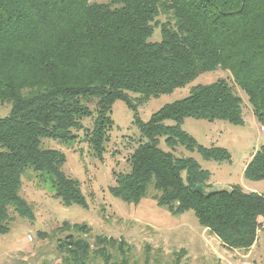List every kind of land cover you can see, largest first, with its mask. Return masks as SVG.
I'll return each instance as SVG.
<instances>
[{"label":"trees","instance_id":"16d2710c","mask_svg":"<svg viewBox=\"0 0 264 264\" xmlns=\"http://www.w3.org/2000/svg\"><path fill=\"white\" fill-rule=\"evenodd\" d=\"M155 27L160 40L150 41ZM217 68L229 71L263 128L244 176L264 179V0H0V104L10 105L0 116V235L12 213L33 218L20 195L27 167L47 175L64 205L86 206L79 181L62 170L65 154L42 146V139L67 145L79 138L102 159L112 104L122 100L145 140L128 155L127 172L113 171L109 193L135 203L151 185L159 205L173 213L193 210L224 247L248 250L264 228V194L238 185L204 191L209 171L173 153L182 146L205 159H230L225 148L200 145L181 125L187 117L241 123L242 98L232 83L219 78L194 85L147 121L137 116V106L150 98ZM161 138L168 150L159 146ZM61 229L86 235L90 227L63 221ZM105 242L115 240L97 236L94 247L67 233L58 249L64 264H87L100 254L101 264H125L110 263L100 247Z\"/></svg>","mask_w":264,"mask_h":264},{"label":"rangeland","instance_id":"374dc122","mask_svg":"<svg viewBox=\"0 0 264 264\" xmlns=\"http://www.w3.org/2000/svg\"><path fill=\"white\" fill-rule=\"evenodd\" d=\"M91 1L100 3L108 0ZM160 36V29L155 27L148 40L158 41ZM219 78L232 83L242 98V122L234 124L224 120L187 117L181 127L202 146L225 148L230 159H205L196 150L190 151L182 146L176 147L173 153L177 156H190L202 169L209 171L207 182L201 185L204 191L229 190L238 185L245 192L264 194V179L249 180L244 176L246 163L263 143L261 124L252 113L245 93L233 84L229 71L217 68L203 72L185 86L152 97L137 106V116L147 121L164 104L187 96L192 86L211 83ZM134 96L131 94V97ZM9 109V104H0V116L7 114ZM110 117L113 127L102 159L94 157L87 143L79 138L75 143L67 145L57 139H42V146L59 149L65 154L62 170L79 181L86 206L64 205L53 196V188L46 174L42 175L31 167L24 169L20 195L32 206L33 218H22L12 213L8 232L0 235V264H64V253L58 249V243L67 233L85 237L92 246L97 236L106 240L112 237L115 240L113 245L100 243L104 253L109 255L110 263L178 264L177 259L182 255L177 249L193 243L198 248L190 256L194 258L190 264L216 263L217 258L210 250L202 247L205 243L201 235L202 227L193 210L173 213L166 206L159 205L153 197L155 191L151 185L135 203L126 202L109 193L108 187L114 184L113 171L127 172L128 155L139 142L145 140L134 121L133 111L122 100L113 102ZM172 123L171 120L166 121V124ZM83 124L90 126L91 120L84 119ZM159 146L163 150L169 149L163 138ZM63 221L69 224L85 223L90 230L86 235L72 229L57 230ZM243 259L247 264H264V228L258 231L255 243ZM102 261L100 254V257L88 259L87 264H101ZM220 264L228 263L220 260ZM233 264L239 263L233 261Z\"/></svg>","mask_w":264,"mask_h":264},{"label":"crops","instance_id":"0c3cea01","mask_svg":"<svg viewBox=\"0 0 264 264\" xmlns=\"http://www.w3.org/2000/svg\"><path fill=\"white\" fill-rule=\"evenodd\" d=\"M201 235L203 236L205 242L203 243L202 247L206 248L207 250L209 249L211 254L215 258H217L216 263L214 264H220V260H225V262H227L228 264H233V261L239 264H247V261H245L243 258L249 254L250 249L252 248L253 245L248 250L227 249L221 244L220 240L214 234H212L207 228L205 227L201 228ZM196 248H195V243L189 244V246L184 245L183 247L178 248L177 250H179V252H181L182 255L181 258L179 257L180 259H177L178 264H190L191 259L194 260V258H190V256L195 253ZM241 251L242 253H240Z\"/></svg>","mask_w":264,"mask_h":264},{"label":"built area","instance_id":"2783aa9c","mask_svg":"<svg viewBox=\"0 0 264 264\" xmlns=\"http://www.w3.org/2000/svg\"><path fill=\"white\" fill-rule=\"evenodd\" d=\"M261 130H263V128L261 127Z\"/></svg>","mask_w":264,"mask_h":264}]
</instances>
